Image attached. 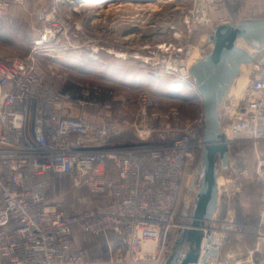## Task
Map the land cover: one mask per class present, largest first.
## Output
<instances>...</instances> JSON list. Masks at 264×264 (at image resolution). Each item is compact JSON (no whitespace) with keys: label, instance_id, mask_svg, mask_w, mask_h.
<instances>
[{"label":"built area","instance_id":"obj_1","mask_svg":"<svg viewBox=\"0 0 264 264\" xmlns=\"http://www.w3.org/2000/svg\"><path fill=\"white\" fill-rule=\"evenodd\" d=\"M228 1L194 0L192 9L177 21L165 26L155 21L151 26L157 42L145 59L147 68L175 83L185 82L192 98L201 103L189 67L210 53V38L218 25L237 21L224 15ZM14 3L23 5L24 0ZM10 6L8 0H0V17ZM257 13L258 18L264 17V8ZM140 21L124 25L136 27ZM48 27L28 57L0 54V264H164L171 240L188 226L198 191V181L193 183L198 180V159L205 146L204 109L182 129H152L143 125L152 106L150 95L143 93L139 97L143 122L136 124L140 131L132 141L123 137L124 131L113 121L75 114L71 104L84 109L93 101L54 89L40 72L42 46L53 36ZM204 33L209 34L206 45L200 42ZM254 57L250 80L241 87L229 109L231 116L226 117L234 140L252 144L255 153L225 176L223 187L224 177L219 178L220 192L229 196L241 192L245 180L261 185L259 224L253 231L261 239L264 49L254 52ZM250 165L253 178L248 177ZM62 176L82 177L94 196L107 197L105 208L87 209L72 217L51 203L52 178ZM76 225L99 239L98 244L102 241L106 258L93 259L78 246ZM222 225L216 230L221 238L232 232L225 220ZM248 248L255 252L251 246L243 252Z\"/></svg>","mask_w":264,"mask_h":264},{"label":"rangeland","instance_id":"obj_2","mask_svg":"<svg viewBox=\"0 0 264 264\" xmlns=\"http://www.w3.org/2000/svg\"><path fill=\"white\" fill-rule=\"evenodd\" d=\"M157 1L99 0L80 8L69 4V0H24L21 7H12L0 17V54L28 57L36 41L44 35L43 30L48 26L50 28V23H56V27L50 28L53 36L42 46L45 50L40 55V72L54 89L69 93L76 99L86 97L93 101L92 105L80 111L81 115L117 123L124 131L123 137L132 141L140 131L136 124L143 122L139 116V97L146 93L151 97L152 106L148 109L146 124L143 125L156 130L182 129L198 115L200 104L195 100L188 101V98L194 97L190 88H180L173 79L157 76L147 68L145 59L151 55L157 42L151 28L153 23L157 21L165 26L172 20L177 21L192 9L194 0H174L171 4L159 5L156 8L158 11H153L155 8L149 4ZM119 3L134 5L117 8ZM259 7L264 8V0H229L223 10L226 17L239 21L241 18L258 16ZM138 15L140 18L133 19ZM125 17L126 22H123ZM137 20L141 21L135 23L136 27L124 25L127 21ZM129 34L135 36L124 40ZM208 39V33L202 34L201 44L206 45ZM88 48L101 52L105 59L128 57L135 60L134 66L124 67L128 70L127 74H123L124 68L119 71L105 69L97 59L86 55ZM249 80L248 74L246 78H239L234 83L226 102L220 108L221 118L231 116L229 109L236 103L241 87ZM177 110L180 111L179 116L174 115ZM223 129L231 141V160L230 169L220 175L224 177L222 187L225 178L255 153L252 144L234 140L231 125L224 123ZM253 172V166H248L249 178L254 177ZM250 181L252 179L243 182L241 200H232L231 206L234 208L228 211L225 207L228 196L225 198V195L222 196L224 192H221L222 206L216 215L215 227H223L225 220L232 229L228 235H233L227 247L240 255L247 246H251L256 252L254 260L257 253L264 251V238L253 236L259 224L261 191ZM83 183L84 179L80 176L53 177L49 192L51 203L72 217L89 208L102 207L107 197L94 196ZM74 237L77 244L90 252L92 244L99 240L87 236L79 225L74 227ZM174 241L170 242L166 258L171 254ZM98 245L96 251L100 249L101 258H106L101 240Z\"/></svg>","mask_w":264,"mask_h":264},{"label":"water","instance_id":"obj_3","mask_svg":"<svg viewBox=\"0 0 264 264\" xmlns=\"http://www.w3.org/2000/svg\"><path fill=\"white\" fill-rule=\"evenodd\" d=\"M210 42L213 45L210 53L189 67L205 114V146L196 173L198 180L193 183L198 181V191L188 226L179 230L164 264H222L224 248L233 238V235L219 237L213 226L220 207L219 177L230 169L231 160L230 142L223 131V124L231 120L221 118L220 108L243 67L254 61V52L264 49V18L222 23L214 29ZM187 213L185 210L184 215Z\"/></svg>","mask_w":264,"mask_h":264},{"label":"bare ground","instance_id":"obj_4","mask_svg":"<svg viewBox=\"0 0 264 264\" xmlns=\"http://www.w3.org/2000/svg\"><path fill=\"white\" fill-rule=\"evenodd\" d=\"M99 0H78V1H74V0H69V4L71 5H76V7H87L89 5H91L92 3L94 2H97ZM174 0H158L157 2H152L151 4H149L152 8H155L153 9V11H158L156 8L161 5V4H171L173 3ZM111 5H114V4H111ZM127 5H134V4H123V3H119L117 5V8H120V7H125ZM144 31V30H143ZM133 36L135 35H127L124 37V40H130ZM88 52L86 53L87 56L89 57H93L95 59H97L99 62L102 63L103 67L105 69H109L111 71H119L121 70L122 68L128 66V65H133L135 62V60H131L130 58L128 57H118V56H115L114 57V60H110L108 58H104L102 57V53L99 52V51H96V50H93L91 48H88L87 50ZM134 66V65H133ZM125 69V68H124ZM250 69H251V65H247L245 67H243L242 69V74L240 76V78H246L248 76V74L250 73ZM247 70V71H246ZM128 73V70L125 69L123 70V74H127ZM178 87L180 88H183L184 86H186V83L185 82H179V83H176ZM243 87V86H242ZM171 89V88H170ZM177 90V89H176ZM175 90V91H176ZM224 131V129H223ZM228 138V136H227ZM229 140V138H228ZM229 142H231L229 140ZM219 187H220V178H219ZM231 195H233V193H231ZM220 196H221V192H220ZM221 202V201H220ZM215 224H213L214 226ZM256 254V252L252 253L251 254V251L250 249L248 248L246 251H244L242 254H240V257L241 259H239V261H242L241 263H244V262H251L253 261V257L254 255ZM238 261V260H237Z\"/></svg>","mask_w":264,"mask_h":264},{"label":"crops","instance_id":"obj_5","mask_svg":"<svg viewBox=\"0 0 264 264\" xmlns=\"http://www.w3.org/2000/svg\"><path fill=\"white\" fill-rule=\"evenodd\" d=\"M13 7H21V5H14ZM11 9V7H10ZM193 100H195L196 102H198L195 98H193ZM200 104V109L202 108V103L201 102H198ZM71 106V110L75 113V114H80V111L82 110V108H80L79 106L75 105L74 103L70 105ZM90 118H94L93 116H91ZM240 166V165H239ZM242 166V165H241ZM111 178H114L117 180V176L115 175H110ZM253 185H257L258 186V189L262 192V187L259 183H256V182H251ZM249 184V183H248ZM243 193L244 192H237L235 193L233 196H229L227 193H224L222 194L225 195L227 198L228 196V200L225 204V207H226V210L228 211L229 209L231 208H234L231 206L232 204V200L235 201L236 198L240 199L242 198L243 196ZM222 196H221V200H222ZM260 196H261V193H260ZM224 198V197H223ZM241 200V199H240ZM221 205V204H220ZM235 205V204H233ZM231 206V207H230ZM259 209H260V198H259ZM257 258L253 260L252 264H264V251H261L259 253H257ZM235 257H238V261H236ZM242 261H239V254L235 253L232 251V249L228 248L227 246L224 248V259H223V262L222 264H241Z\"/></svg>","mask_w":264,"mask_h":264},{"label":"trees","instance_id":"obj_6","mask_svg":"<svg viewBox=\"0 0 264 264\" xmlns=\"http://www.w3.org/2000/svg\"><path fill=\"white\" fill-rule=\"evenodd\" d=\"M9 2H10V7L12 8L14 5H16L15 3H14V0H8ZM3 17V16H2ZM256 17H258V16H251V17H245V18H241L240 20H242V19H246V18H256ZM238 21V20H237ZM73 96H75V95H73ZM75 99H76V97H74ZM193 99H191V98H188V101H192ZM200 163V158L198 159V164ZM262 193V192H261ZM222 206V203H221V205H220V207ZM97 208H99V209H103V208H105V203H104V205L102 206V207H92V208H89V209H97ZM224 215L225 214H223V216H222V218L224 217ZM81 228V227H80ZM81 230H82V228H81ZM83 231V230H82ZM83 233H85L84 231H83ZM86 234V233H85ZM87 236H89V237H92V236H90V235H88V234H86ZM75 238V237H74ZM94 239H95V237H93ZM75 241H76V238H75ZM78 246L79 247H81V248H83L82 246H80L79 244H78ZM97 247H99V245H98V243L97 242H95V243H93L92 244V248H91V252L90 251H88V253H89V255H90V257L91 258H93V259H98V258H101V257H103L102 255H101V251H100V249L99 250H97L96 251V248ZM83 249H85V248H83ZM86 250V249H85ZM97 255V256H96Z\"/></svg>","mask_w":264,"mask_h":264},{"label":"flooded vegetation","instance_id":"obj_7","mask_svg":"<svg viewBox=\"0 0 264 264\" xmlns=\"http://www.w3.org/2000/svg\"><path fill=\"white\" fill-rule=\"evenodd\" d=\"M176 239V238H175Z\"/></svg>","mask_w":264,"mask_h":264}]
</instances>
